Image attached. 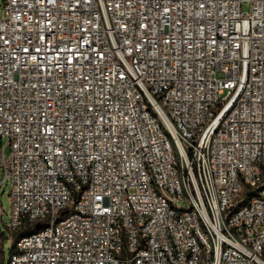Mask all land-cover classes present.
<instances>
[{
    "label": "built area",
    "instance_id": "obj_1",
    "mask_svg": "<svg viewBox=\"0 0 264 264\" xmlns=\"http://www.w3.org/2000/svg\"><path fill=\"white\" fill-rule=\"evenodd\" d=\"M1 140L9 264H264V0H0Z\"/></svg>",
    "mask_w": 264,
    "mask_h": 264
},
{
    "label": "rangeland",
    "instance_id": "obj_2",
    "mask_svg": "<svg viewBox=\"0 0 264 264\" xmlns=\"http://www.w3.org/2000/svg\"><path fill=\"white\" fill-rule=\"evenodd\" d=\"M243 10L248 12L251 10V2L246 1L243 4ZM6 140L0 141V147L5 144ZM10 153L9 146L6 147V155ZM0 157V178L4 179L5 172L1 165ZM11 183L8 178L4 181L0 189V264H9L11 254L15 250L14 244L21 232L12 230L11 224V198H10Z\"/></svg>",
    "mask_w": 264,
    "mask_h": 264
},
{
    "label": "trees",
    "instance_id": "obj_3",
    "mask_svg": "<svg viewBox=\"0 0 264 264\" xmlns=\"http://www.w3.org/2000/svg\"><path fill=\"white\" fill-rule=\"evenodd\" d=\"M29 231H32V230H31V229H27V230L21 231V234L19 235V237H20L22 234L27 233V232H29ZM19 237H18V238H19ZM18 238H17V240H18ZM17 240H16V241H17ZM15 244H16V243H15ZM15 244H14V248H15ZM13 252H14V251H13ZM13 252H12V253H13Z\"/></svg>",
    "mask_w": 264,
    "mask_h": 264
}]
</instances>
